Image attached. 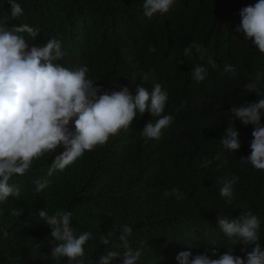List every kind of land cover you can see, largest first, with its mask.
<instances>
[{"label": "trees", "instance_id": "1", "mask_svg": "<svg viewBox=\"0 0 264 264\" xmlns=\"http://www.w3.org/2000/svg\"><path fill=\"white\" fill-rule=\"evenodd\" d=\"M16 2L23 15L11 18L8 0H0V19H7L8 27L26 23L38 29L35 39L24 34L29 47L59 40L64 56L56 63L69 69L87 66L88 77L109 92L126 86L135 95L136 87L143 86L151 93L159 83L168 93L165 113L174 120L159 140L147 143L140 127L131 128L137 146L128 151L116 135L51 177L48 168L62 147L34 160L25 175H14L9 183L20 195L0 203V229L8 232L5 237L0 231V264H57L50 253L58 242L49 226L39 222L38 211L44 208L50 215L72 212L77 236L92 233L84 246V264H99L105 248L101 235L112 232L120 245L115 238L122 224L133 229L130 245L142 253L137 264H178L175 257L181 251L211 256L213 242L223 254L231 246L219 229V212L229 220L244 212L257 215L264 247V171L240 160L251 153L253 126L234 121L229 113L233 106L264 98V77L256 81L258 95L245 88L257 73H264V55L236 31L240 10L257 0H176L168 13L152 18L143 15L144 0ZM193 42L205 49L203 59L194 48L191 56H183ZM209 57L217 68L208 65ZM197 65L207 69L199 82L192 77ZM226 65L235 75L224 70ZM228 124L240 133L242 146L234 154L220 143ZM205 159L208 168L201 167ZM233 176L239 180L232 185L229 204L219 189ZM37 180L48 181L39 193L34 190ZM172 188L184 198L165 196ZM242 247L234 254L244 256ZM58 264H68L67 258Z\"/></svg>", "mask_w": 264, "mask_h": 264}, {"label": "clouds", "instance_id": "2", "mask_svg": "<svg viewBox=\"0 0 264 264\" xmlns=\"http://www.w3.org/2000/svg\"><path fill=\"white\" fill-rule=\"evenodd\" d=\"M8 2L11 18L23 15L16 0ZM175 2L144 0L143 15L152 18L156 14L168 13ZM239 15L241 20L236 31L243 33L246 40L264 55V0L243 7ZM25 33L35 39L39 30L26 23L8 27L7 19H0V203L10 197H19V188L9 183L14 175H25L34 160L58 148L64 150L55 156L51 167L46 170L48 177L57 170L63 171L84 154L100 149L116 135H120L117 139L121 141L122 149L134 148L137 141L131 128L140 127V136L145 138V143L159 140L164 129L172 128L174 117L168 111L165 113L168 93L159 83L154 84L151 93L143 86L136 87L135 95L126 86L109 92L88 77L87 66L69 69L56 63L64 56L59 40L48 39L44 46L29 47ZM193 48L203 59L205 49L195 42L184 48L183 56H191ZM207 63L213 69L218 67L211 57ZM224 70L235 75V69L229 65ZM206 75L207 69L199 65L192 72L197 82L203 81ZM262 77L264 73H257L255 81L245 85L249 93L259 94L256 81ZM143 79L146 81L147 77ZM229 113L234 121L253 126L251 153L240 157L241 163L264 171V124L261 122L264 98L233 106ZM125 132L128 133L124 137L121 134ZM239 136L236 126L228 124L220 140L223 149L230 154L239 151L242 146ZM209 164L210 161L205 159L201 167L208 168ZM238 180L239 177L233 176L219 189V195L229 204L233 196L232 185ZM34 183L37 193L48 186L47 180ZM164 195L184 198L178 188L165 191ZM12 214L17 215V210L14 209ZM38 217L39 222L49 226L52 239L58 242L51 248V258L57 264L63 258H67L68 264H84V246L92 238V233L84 231L76 235L72 212L57 210L50 215L44 208L38 211ZM217 219L219 229L231 247L220 254L213 242L211 256L207 251L197 255L181 251L175 257L178 264H264V247L259 243L261 221L257 215L244 212L239 218L229 220L219 212ZM0 231L8 236L7 231ZM118 232L115 239L119 240V246L114 242L112 232L100 236V244L105 248L98 256L99 264H112L116 259L122 260V264H137L142 253L130 245L132 227L122 224ZM241 245L244 246L241 248L244 256L235 255V248ZM248 246H253L251 251H247ZM215 256L218 258H212Z\"/></svg>", "mask_w": 264, "mask_h": 264}]
</instances>
